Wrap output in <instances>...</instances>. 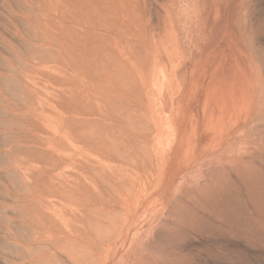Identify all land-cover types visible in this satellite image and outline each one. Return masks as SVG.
I'll list each match as a JSON object with an SVG mask.
<instances>
[{
  "label": "rangeland",
  "instance_id": "rangeland-1",
  "mask_svg": "<svg viewBox=\"0 0 264 264\" xmlns=\"http://www.w3.org/2000/svg\"><path fill=\"white\" fill-rule=\"evenodd\" d=\"M9 1L0 0V60L16 38ZM139 2V131L120 151L123 198L95 217L104 226L83 264H264V0ZM6 178L0 170V202ZM2 212L0 264H24Z\"/></svg>",
  "mask_w": 264,
  "mask_h": 264
},
{
  "label": "bare ground",
  "instance_id": "bare-ground-1",
  "mask_svg": "<svg viewBox=\"0 0 264 264\" xmlns=\"http://www.w3.org/2000/svg\"><path fill=\"white\" fill-rule=\"evenodd\" d=\"M7 9L16 38L0 60V206L20 243L8 248L24 264H83L104 226L97 216L123 198L120 151L133 150L127 132L139 131L140 2L13 0Z\"/></svg>",
  "mask_w": 264,
  "mask_h": 264
}]
</instances>
